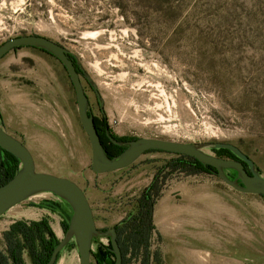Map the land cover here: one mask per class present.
<instances>
[{
  "label": "rangeland",
  "instance_id": "rangeland-1",
  "mask_svg": "<svg viewBox=\"0 0 264 264\" xmlns=\"http://www.w3.org/2000/svg\"><path fill=\"white\" fill-rule=\"evenodd\" d=\"M25 34L45 36L75 57L115 133L192 143L212 155L213 142L232 143L264 177V0H0V44ZM82 85L100 115L83 77ZM0 124L28 148L36 171L84 190L99 229L130 222L156 170L175 157L151 151L123 169L92 173L69 75L33 47L0 59ZM170 168L159 178L152 216L158 234L149 252L158 257L146 262L128 253L127 264H264V198L217 175ZM224 171L236 178L234 169ZM48 201L71 208L41 191L0 216L3 253L2 234L15 221L45 218L63 237L62 217L44 208ZM107 244L108 236H93L92 253ZM57 256L54 264H79L74 238ZM22 257L31 264L27 247Z\"/></svg>",
  "mask_w": 264,
  "mask_h": 264
},
{
  "label": "water",
  "instance_id": "water-1",
  "mask_svg": "<svg viewBox=\"0 0 264 264\" xmlns=\"http://www.w3.org/2000/svg\"><path fill=\"white\" fill-rule=\"evenodd\" d=\"M21 46L38 47L51 53L66 69L75 90L79 120L89 137L92 150L90 165L92 173L103 174L123 169L132 164L145 151L157 149L192 156L201 163L214 167L218 177L230 188L241 193L264 196V177L254 170V161L232 143L216 141L211 146L216 149L230 150L239 158L238 160L208 154L198 145L192 143L146 137L130 140L129 146L121 154L117 157H109L103 149L93 115L88 110V96L84 91L73 60L70 58V52L64 46L45 36L25 34L9 38L0 44V59L12 49ZM85 78L92 82L89 75L85 74ZM92 86L100 96L96 85L92 84ZM101 106H103V102H101ZM0 147L21 161V166L15 175L0 185V216L15 204L41 191H49L58 195L72 208L68 228L63 237L59 239L46 264H54L58 253L72 238L78 247L79 264H91L93 236H108L111 249L115 254L114 264H122V254L115 228L110 227L104 230L96 227L88 198L75 181L51 173L36 171L31 152L20 140L7 133L1 124ZM243 162L248 165V170ZM225 169H234L236 178L228 177Z\"/></svg>",
  "mask_w": 264,
  "mask_h": 264
},
{
  "label": "trees",
  "instance_id": "trees-1",
  "mask_svg": "<svg viewBox=\"0 0 264 264\" xmlns=\"http://www.w3.org/2000/svg\"><path fill=\"white\" fill-rule=\"evenodd\" d=\"M70 58L73 60L78 73H81L80 66L76 63L74 57L71 56V54ZM94 121L103 149L109 157H112V143L117 140L125 139L126 137H118L109 133L107 128V120L104 119V117H101L99 121L94 118ZM212 151L215 152V155L218 157L237 160L239 159L233 152L225 148H212ZM243 164L248 170V165L244 162ZM170 165H172L170 171H177V167L179 166L181 169H183V173L185 175H217L216 169L214 167L201 163L196 158L186 154H182V158L175 159L173 164ZM20 166L21 161L16 156L0 147V185L10 180L19 170ZM228 177L232 178L231 175H228ZM157 189L158 188L155 187L153 192H156ZM262 197L264 198V196ZM138 201L139 208L137 213L131 218L132 221L127 224L126 229L124 230L125 235H123L122 240L118 238V243L122 252V264H127L126 252L128 246H131V253L134 251V254L136 255V253L141 250L143 252L142 258H145L146 262L150 260L148 239L150 234H152V230L154 229L152 224V209L154 200L151 199L148 188L142 191ZM45 204L46 205L44 208L50 210L53 213H57L62 217L61 227L63 232H65L68 228L70 217L72 215V208L66 209L61 205L58 208L57 206H53V203L50 204V201ZM66 205L70 206L67 202ZM118 226L115 225L113 227L116 230H119ZM103 229L105 230L107 228ZM34 233L39 239L38 244L35 243ZM18 234L21 235L22 242L19 240ZM2 235L4 241L6 242L8 253L5 254L0 250V264H25L22 257V249L24 247H27L29 250L31 264H46L53 249L59 242V239L55 236L53 230L45 218L31 220L28 223L25 221H15L10 224L9 229L4 231ZM153 256L156 259L158 257L157 253H154ZM92 259L94 261H92ZM114 262L115 255L111 249V244H107L104 249L100 248L96 253H92L91 264H114Z\"/></svg>",
  "mask_w": 264,
  "mask_h": 264
},
{
  "label": "flooded vegetation",
  "instance_id": "flooded-vegetation-1",
  "mask_svg": "<svg viewBox=\"0 0 264 264\" xmlns=\"http://www.w3.org/2000/svg\"><path fill=\"white\" fill-rule=\"evenodd\" d=\"M21 47H32V46H21ZM21 47H17V48H21ZM33 48H38V47H33ZM16 49V48H15ZM15 49H12V50H15ZM38 49H40L41 51H43V52H45V53H47V54H50V55H52L51 53H49V52H47V51H45V50H43V49H41V48H38ZM11 50V51H12ZM9 53V52H8ZM71 54V53H70ZM53 56V55H52ZM71 56H73L72 54H71ZM74 57V56H73ZM56 58V57H55ZM57 59V58H56ZM74 59H75V57H74ZM75 61H76V63L78 64V62H77V60L75 59ZM80 69H81V73H79V75H80V79H81V82H82V77L83 78H85V72H84V70H83V68L82 67H80ZM85 80L87 81V84L89 85V87H90V89L95 93V95H96V97L98 98V100H99V109H100V112H101V114L100 115H96V114H94L93 113V111H92V108H91V105H90V102H89V108H88V110H89V112L93 115V118H96L98 121L101 119V117L103 118L104 117V119H106L107 120V125H108V132L109 133H111V134H113V135H116V136H118V137H126L125 139H122V140H117V141H112L113 143H112V147H113V150H112V157H117L119 154H121L128 146H129V141L130 140H134V139H136V138H139V137H134V136H129V135H126V134H124V135H119V134H117V133H115L113 130H112V128L110 127V125H109V123H108V119H107V117H106V114H105V112H104V101L101 99V97L100 96H98L97 95V93H96V90L93 88V86H92V84H94L93 82H89L86 78H85ZM84 88V87H83ZM85 91V90H84ZM86 93V92H85ZM87 95V94H86ZM88 96V95H87ZM88 101H89V97H88ZM101 102H103V106H101ZM106 132V131H105ZM151 151H163V150H157V149H150V150H147V151H145L143 154H145V153H147V152H151ZM166 152V151H165ZM169 153H172V152H169ZM142 154V155H143ZM175 154V153H174ZM140 157V156H139ZM138 157V158H139ZM137 158V159H138ZM178 158H182V153H176L175 154V157H172V158H170L163 166H161L160 168H158L157 170H156V172L154 173V175H153V178L151 179V181H150V183L144 188V189H146V188H148V192H150V196H151V199H153L154 200V204H153V209H152V216H153V212H154V207H155V205L157 204L156 203V201H157V198H158V194L161 192V190H162V188H163V186H162V184L163 183H159V178L160 177H162V176H164V174H167L168 173V167H170V166H172V165H170V164H173V162L175 161V159H178ZM136 159V160H137ZM135 160V161H136ZM170 160H171V162H170ZM134 161V162H135ZM131 165V164H130ZM180 167L178 166L177 167V171H180V172H183V169H179ZM165 170L167 171V173H165ZM170 172H174V171H170ZM154 177H155V180H154ZM155 187H157L158 189H157V191L156 192H153L154 190H155ZM143 189V190H144ZM139 199V198H138ZM138 208H139V201H137V210H138ZM137 210L133 213V215H135L136 213H137ZM132 221V220H131ZM130 221V222H131ZM130 222H128V223H126V222H124V224L125 225H121V227H119V230H116V233H117V241H118V238L120 239V240H122V237H123V235L125 234L124 232V230L126 229V226H127V224H129ZM152 224H153V227H154V229L152 230V232L154 233V232H156V230H155V224H154V218L152 217ZM156 234H158L157 232H156ZM153 235V234H152ZM152 235L150 234V237H149V239H148V241H149V246H150V242H151V238H152ZM119 244V243H118ZM119 247H120V245H119ZM120 250H121V247H120ZM114 253V252H113ZM128 253H130V255H131V257H138L140 254H142V256H143V252L140 250L138 253H136V255L134 254V251L131 253V246H128L127 247V252H126V256H127V254ZM121 254H122V252H121ZM115 255V254H114ZM153 256V253H150V258Z\"/></svg>",
  "mask_w": 264,
  "mask_h": 264
},
{
  "label": "crops",
  "instance_id": "crops-1",
  "mask_svg": "<svg viewBox=\"0 0 264 264\" xmlns=\"http://www.w3.org/2000/svg\"><path fill=\"white\" fill-rule=\"evenodd\" d=\"M167 213H169V214L171 213V214H172V211L168 208V209H167ZM154 216H155V215H154ZM166 217H167V216H166Z\"/></svg>",
  "mask_w": 264,
  "mask_h": 264
},
{
  "label": "bare ground",
  "instance_id": "bare-ground-1",
  "mask_svg": "<svg viewBox=\"0 0 264 264\" xmlns=\"http://www.w3.org/2000/svg\"><path fill=\"white\" fill-rule=\"evenodd\" d=\"M162 223V221L160 222V224Z\"/></svg>",
  "mask_w": 264,
  "mask_h": 264
}]
</instances>
